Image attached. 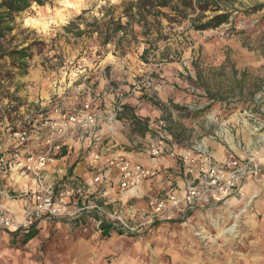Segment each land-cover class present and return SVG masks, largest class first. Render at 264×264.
<instances>
[{
    "label": "rangeland",
    "instance_id": "obj_1",
    "mask_svg": "<svg viewBox=\"0 0 264 264\" xmlns=\"http://www.w3.org/2000/svg\"><path fill=\"white\" fill-rule=\"evenodd\" d=\"M129 1L48 0L43 6L34 3L16 17V28L0 39V156L15 142L13 129L33 130L48 116L49 106L73 110L65 96H75L80 107L81 101L96 92L111 95L113 104L129 100L143 104L154 133L145 138L137 132L142 152L150 142L160 144L163 156L175 149L205 148L213 153V142L235 155L251 154L249 150L255 152L258 144L264 146L236 134L238 128L246 129L247 122L259 127L264 120V9L242 13L264 0H225L224 5L234 9L232 21L210 30L193 28V20L199 21L193 12L173 22L162 15L150 16L146 27L135 25L133 33L122 38V33L114 35L104 45V37L92 29L96 22L104 28L111 16L125 22L123 11ZM78 28L87 32L77 35ZM30 44L27 74L21 76L5 51ZM68 84L74 87L70 93ZM60 87L63 93H53ZM147 98L159 105H150ZM196 110H203L199 117L192 115ZM164 119L172 121L178 137L164 130ZM176 167L180 172V165ZM165 169L172 172L173 167ZM170 174L164 175L167 183L158 195L171 187L180 190L177 177L182 174ZM257 185L262 190L259 198L264 186ZM229 200H246V194ZM89 219L75 226L67 220L46 218L42 225L40 221L39 233L29 247L20 236L2 242L12 251L0 250V264H19L24 258L36 264H179L181 236L192 226L190 214L187 219L160 220L148 235L123 233L125 237L117 236L109 244V240L100 243L106 235ZM193 235L206 239L200 228ZM92 243L103 246L89 262L84 247ZM109 247L121 252L107 251Z\"/></svg>",
    "mask_w": 264,
    "mask_h": 264
},
{
    "label": "crops",
    "instance_id": "obj_2",
    "mask_svg": "<svg viewBox=\"0 0 264 264\" xmlns=\"http://www.w3.org/2000/svg\"><path fill=\"white\" fill-rule=\"evenodd\" d=\"M66 88L68 89L67 93L74 90V87L71 88L69 84ZM53 93H63L62 87L59 90L54 89ZM87 93L89 94V92ZM93 95L97 98L96 102L101 101L102 104L96 103L94 105L98 111V118L96 124L88 129L81 123L84 119L82 105L87 101V98L79 103L80 107H77L78 102H75V96H65L68 101L65 103L73 108L70 111L79 114L81 121L79 124L72 125L71 130L63 140V150L66 154L51 163L44 173L45 183L52 186L55 200L63 210L61 217L48 220L70 221L72 220L71 214L84 206L99 204L110 214L120 215L132 224H141L151 209L150 199L158 194L161 188H165L167 183L165 180L171 176L170 173L182 174V177H177L180 190L176 189V192L180 195L187 191L191 178L186 175L184 169L180 168V172L177 171L178 167L176 166L179 164L174 156L152 158L146 152H142L138 145L142 139L140 134L133 131L129 123L118 120L116 117L120 106L119 102L113 104L111 95L108 94L96 92ZM127 104L135 108L138 116L144 119L148 118L141 107L143 104L139 100L136 102L129 100ZM63 107L65 108V106ZM46 109L47 117L51 116L53 107L49 106ZM261 120L259 127L248 122L245 123L246 129L241 132L238 128L237 136L239 137L241 135L239 133H242L244 139H256L264 144V129L260 131L264 127V120L263 123ZM230 131L227 130V133ZM143 135L148 138L151 134L145 133ZM45 136V129L42 130L41 128L40 132L38 130L33 132L28 143L24 145V150L33 153L41 152L45 147ZM9 144L8 141L4 149H7ZM258 146L255 152L249 151L252 152V155L260 157L264 173V146L261 144ZM211 147L217 157H222L226 152V149L216 142H213ZM174 151L176 153L182 152L176 149ZM116 154H121L134 164L143 167H155L157 173L143 184L122 191L119 189L120 174L115 168L109 167L107 163V159ZM166 166L173 167L172 172L166 170ZM166 173H169L170 176H166ZM99 175H103V182L95 183L94 179ZM38 189L36 178L20 168L12 167L10 170L0 172V216L8 214L16 222L22 221L27 208L33 205V197ZM70 189L79 192L70 196L68 194ZM261 191L256 183H250L244 187L246 200H229L234 197H227L217 202L198 201L195 208L190 212L193 229L186 227L181 236L182 246L177 257L179 264H264V194L257 198ZM248 198L252 200H248ZM85 214H92V212H84L83 215ZM46 221L41 220L40 225ZM89 222L96 227L100 224L99 219L95 218L89 219ZM159 223L161 221L156 222V224ZM156 224L143 226L131 235H148L154 231L153 228ZM232 227L233 229L228 231ZM199 228L203 229L207 240H201L193 235L194 230ZM18 230L16 226L0 228V246H2V242L10 239L16 241L14 234ZM124 234L106 235L105 240L100 241V243L109 240L107 243L111 244L117 236L125 237ZM33 241L34 239L25 246L29 247ZM101 246L103 245L92 243L84 247L85 252L89 254V262H92L91 257L94 253L99 252ZM2 247L0 250L5 253L12 251L7 245ZM107 251L121 252V250L110 247ZM31 263L36 264L28 258L19 262V264Z\"/></svg>",
    "mask_w": 264,
    "mask_h": 264
},
{
    "label": "built area",
    "instance_id": "obj_3",
    "mask_svg": "<svg viewBox=\"0 0 264 264\" xmlns=\"http://www.w3.org/2000/svg\"><path fill=\"white\" fill-rule=\"evenodd\" d=\"M96 101L97 98L90 95L82 105L84 119L81 123L87 129L97 122L98 111L94 107ZM80 121L79 114L65 111L61 105H55L53 114L40 124H35L33 130L14 133L16 138L14 144L0 156V172L10 170L12 167L20 168L36 178L39 189L34 194L33 205L27 208L22 221L16 222L8 214H2L0 227L16 226L17 229L28 231L36 222L62 216L63 210L55 200L52 186L45 183L44 173L51 163L60 158L58 156L63 150L64 138L72 125L79 124ZM41 128L46 131L44 149L38 153L26 152L24 145L28 143L32 133L37 130L40 132ZM145 152L152 158L163 157V149L157 142H150ZM170 154L191 178V183L182 195L177 194L176 189L171 187L165 194L153 196L150 199L151 209L141 224H132L120 215L110 214L99 204L84 206L71 214V219L79 218L84 212H92L101 220L123 230L124 233L131 234L139 231L143 226H153L160 220L187 219L198 201L217 202L227 197L242 199L245 197L244 187L250 183L264 186V173L259 156L235 155L227 151L222 157H217L205 148L196 151L184 150L180 153L172 151ZM107 163L120 174L119 189L122 191L143 184L157 173L155 167L134 164L121 154L108 158ZM94 181L102 183L103 175L97 176ZM78 192L70 189L68 194L73 196Z\"/></svg>",
    "mask_w": 264,
    "mask_h": 264
},
{
    "label": "trees",
    "instance_id": "obj_4",
    "mask_svg": "<svg viewBox=\"0 0 264 264\" xmlns=\"http://www.w3.org/2000/svg\"><path fill=\"white\" fill-rule=\"evenodd\" d=\"M43 6L48 3V0H0V39H4L10 34L15 28L16 17L30 9L34 4ZM225 0H132L126 3V7L123 11L124 16L127 18L125 22L122 19L115 20L113 16L110 17L108 21L105 22L104 28H101L99 23L96 22L95 28L92 32H98L104 37L103 44L107 45L111 42L114 35L122 33L128 35L129 32H134V26L139 25L142 28L149 24V17H159L160 15L168 19L169 22L176 21L177 18H187L189 17V12L197 14L199 19L198 22L193 20L192 26L195 30H210L216 29L223 24H228L232 20V13L234 9H229L224 5ZM168 9L170 12L174 13L170 16L168 13L164 12L162 9ZM264 9V3L255 4L250 8H246L242 13L246 15H251L257 11ZM207 11H211L210 16L206 15ZM236 11H239L236 9ZM93 25V24H92ZM91 29V28H90ZM86 29H77V35H82L86 33ZM31 45L22 47L20 49L13 48L11 50L5 51L9 56L12 64L16 66L19 70L21 76L27 74L28 64L27 60L32 56ZM147 102L150 105L156 106L158 103L154 102L152 99L147 98ZM175 107L181 111H186L187 108L175 105ZM203 110H196L193 112V117H199ZM117 118L119 120L129 123V126L133 131L145 133H154L150 125L149 119L146 117L141 118L135 112V108L130 104H121L117 111ZM165 121V131L175 137H178L176 133L177 129H173L172 121ZM26 130L24 127L20 130L13 129V132ZM66 154L65 150H62L58 157H62ZM95 218L99 219L100 224L98 229L102 231L104 235H110L112 233L123 234L124 231L114 226L112 223L105 220H101L96 214H85L79 218L70 220L71 225L75 226L87 219ZM38 223L33 224L28 231H23L19 229L14 235L16 237H21V242L23 244L28 243L30 240L35 238L38 233Z\"/></svg>",
    "mask_w": 264,
    "mask_h": 264
},
{
    "label": "bare ground",
    "instance_id": "obj_5",
    "mask_svg": "<svg viewBox=\"0 0 264 264\" xmlns=\"http://www.w3.org/2000/svg\"><path fill=\"white\" fill-rule=\"evenodd\" d=\"M252 198H253V197H252ZM248 200H252V199L250 198V199H248ZM232 229H233V227H232V228H229L228 231H231Z\"/></svg>",
    "mask_w": 264,
    "mask_h": 264
}]
</instances>
